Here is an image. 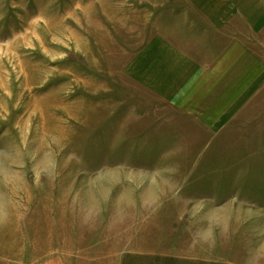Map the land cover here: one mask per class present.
Segmentation results:
<instances>
[{
  "label": "rangeland",
  "instance_id": "1",
  "mask_svg": "<svg viewBox=\"0 0 264 264\" xmlns=\"http://www.w3.org/2000/svg\"><path fill=\"white\" fill-rule=\"evenodd\" d=\"M114 253L264 264V0H0V264Z\"/></svg>",
  "mask_w": 264,
  "mask_h": 264
},
{
  "label": "crops",
  "instance_id": "2",
  "mask_svg": "<svg viewBox=\"0 0 264 264\" xmlns=\"http://www.w3.org/2000/svg\"><path fill=\"white\" fill-rule=\"evenodd\" d=\"M151 252H153V251L151 250ZM116 253H119V252H116ZM116 253H114L113 260L110 261V263H112V264H135V263L138 264V262H139V261L136 262L134 259L130 260V258L134 255L129 256V257L125 256L123 259H121V258L117 259ZM150 253H144L140 257V260L142 261L145 259L146 261L139 262V264H181V263H178V261H175L174 258L171 257L170 255H163L162 253H159V254L155 253V255H154V254H150ZM112 254L110 256H108L107 258L110 259ZM138 254H141V253H138ZM118 256L120 257L121 254L120 255L118 254ZM197 259H199V258L196 257V260ZM170 260H172L173 263H170ZM33 264H62V263L56 261L55 258H53V259L48 258L45 261H40L38 263H33ZM67 264H72V263H70V259H69V262Z\"/></svg>",
  "mask_w": 264,
  "mask_h": 264
}]
</instances>
